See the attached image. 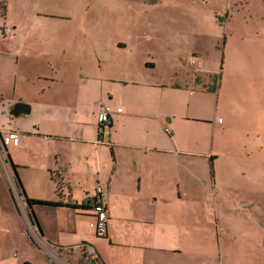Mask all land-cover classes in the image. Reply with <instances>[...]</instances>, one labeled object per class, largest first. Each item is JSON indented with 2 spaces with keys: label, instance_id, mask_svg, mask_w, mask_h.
I'll return each mask as SVG.
<instances>
[{
  "label": "rangeland",
  "instance_id": "1",
  "mask_svg": "<svg viewBox=\"0 0 264 264\" xmlns=\"http://www.w3.org/2000/svg\"><path fill=\"white\" fill-rule=\"evenodd\" d=\"M17 99L161 127L199 182L168 264H264V0H0V119ZM0 180V264H49L6 159Z\"/></svg>",
  "mask_w": 264,
  "mask_h": 264
},
{
  "label": "crops",
  "instance_id": "2",
  "mask_svg": "<svg viewBox=\"0 0 264 264\" xmlns=\"http://www.w3.org/2000/svg\"><path fill=\"white\" fill-rule=\"evenodd\" d=\"M17 101L29 102L17 99L14 103ZM10 107L9 119H0V128L17 131L19 142L8 145L6 154L16 165L24 209L34 215L39 236L50 247H75L87 242L96 250L101 264H168V254L180 256L194 247L193 236L183 240L175 232L189 236L185 215L194 210L192 192L199 185L197 165L189 159L185 171L181 159L167 158L193 157L190 148L178 145L175 138L171 146L164 145L161 127L142 129L133 124L126 128V122L135 115L124 112L121 106H116L121 112L113 114L104 135L98 133L95 113L99 108H94L90 116L83 112L84 106L63 114L52 112L48 105L42 106L43 110L30 105L26 116L35 113L26 123L13 119L25 116L12 118ZM168 115L173 122V114ZM97 185L104 189L108 210L104 238L96 236L92 204L85 202L94 198ZM26 198L81 206H29ZM70 256V260H76L74 253Z\"/></svg>",
  "mask_w": 264,
  "mask_h": 264
},
{
  "label": "built area",
  "instance_id": "3",
  "mask_svg": "<svg viewBox=\"0 0 264 264\" xmlns=\"http://www.w3.org/2000/svg\"><path fill=\"white\" fill-rule=\"evenodd\" d=\"M121 112L120 107L112 108L109 105H102L97 112V125L99 135H104L110 128L114 113ZM19 134L15 130H2L0 128V160H7L6 147L10 144L17 145ZM5 158V159H4ZM8 162V161H7ZM92 213L94 217V230L99 238L107 235L108 210L104 196V189L101 185L95 187V196L92 203ZM42 240V239H41ZM44 253L51 264H89L91 259H97L96 250L87 242H82L75 247L54 248L50 247L42 240ZM76 255V260H70L72 254ZM100 263V262H99ZM101 264V263H100Z\"/></svg>",
  "mask_w": 264,
  "mask_h": 264
},
{
  "label": "water",
  "instance_id": "4",
  "mask_svg": "<svg viewBox=\"0 0 264 264\" xmlns=\"http://www.w3.org/2000/svg\"><path fill=\"white\" fill-rule=\"evenodd\" d=\"M30 105L28 103H25L23 101H17L15 102L10 108H9V114L12 117H19V116H26L30 113ZM10 167L13 171L12 165L10 163ZM94 201V198H88L85 200L86 203L92 204ZM30 223L32 225H35L39 235L41 236V232L39 231V228L37 226V224L34 221V218L32 217L31 213H30ZM89 264H100L99 261L97 259H91Z\"/></svg>",
  "mask_w": 264,
  "mask_h": 264
},
{
  "label": "trees",
  "instance_id": "5",
  "mask_svg": "<svg viewBox=\"0 0 264 264\" xmlns=\"http://www.w3.org/2000/svg\"><path fill=\"white\" fill-rule=\"evenodd\" d=\"M111 151H112V148H111ZM7 161L11 162V159H10L9 155H7ZM11 165H12V168H13L14 177H15L16 182H17V184H18V186L20 188V192L22 193L23 192V188H22V185H21V183H20V181L18 179L16 170H15L16 165H14L12 162H11ZM26 202H27V204L29 206H31L33 204H44V205H49V206H71V207H75V208H79V206H81V205H76V204L63 203L61 201L53 202V201H45V200L29 199V198H26ZM32 216L34 217L33 214H32ZM36 224H37V222H36Z\"/></svg>",
  "mask_w": 264,
  "mask_h": 264
}]
</instances>
